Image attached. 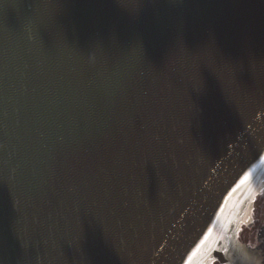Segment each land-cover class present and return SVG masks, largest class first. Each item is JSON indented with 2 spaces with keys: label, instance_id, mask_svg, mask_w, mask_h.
<instances>
[{
  "label": "water",
  "instance_id": "1",
  "mask_svg": "<svg viewBox=\"0 0 264 264\" xmlns=\"http://www.w3.org/2000/svg\"><path fill=\"white\" fill-rule=\"evenodd\" d=\"M263 189L264 0H0V264H264Z\"/></svg>",
  "mask_w": 264,
  "mask_h": 264
},
{
  "label": "flooded vegetation",
  "instance_id": "2",
  "mask_svg": "<svg viewBox=\"0 0 264 264\" xmlns=\"http://www.w3.org/2000/svg\"><path fill=\"white\" fill-rule=\"evenodd\" d=\"M239 237L252 250L264 253V204L261 199L257 203L256 217L254 215L251 225L243 226ZM209 264H219V262L213 261Z\"/></svg>",
  "mask_w": 264,
  "mask_h": 264
},
{
  "label": "rangeland",
  "instance_id": "3",
  "mask_svg": "<svg viewBox=\"0 0 264 264\" xmlns=\"http://www.w3.org/2000/svg\"><path fill=\"white\" fill-rule=\"evenodd\" d=\"M262 200L263 204H264V189L262 190L261 194L259 195V197L257 198V202H256V207H257V203L259 202V200ZM260 204V203H259ZM255 217H256V209H255Z\"/></svg>",
  "mask_w": 264,
  "mask_h": 264
},
{
  "label": "snow or ice",
  "instance_id": "4",
  "mask_svg": "<svg viewBox=\"0 0 264 264\" xmlns=\"http://www.w3.org/2000/svg\"><path fill=\"white\" fill-rule=\"evenodd\" d=\"M245 178H246V177H245ZM237 187H239V185H238ZM233 191H235V189H233Z\"/></svg>",
  "mask_w": 264,
  "mask_h": 264
}]
</instances>
